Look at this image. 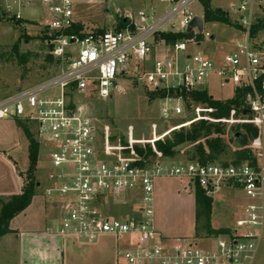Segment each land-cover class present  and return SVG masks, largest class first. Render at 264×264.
<instances>
[{"label": "built area", "instance_id": "1", "mask_svg": "<svg viewBox=\"0 0 264 264\" xmlns=\"http://www.w3.org/2000/svg\"><path fill=\"white\" fill-rule=\"evenodd\" d=\"M85 1L0 0V16L15 19L22 18L23 7L40 5L41 29L52 34L50 51L60 60L53 76L0 99V119L28 117L36 125L37 141L47 149L50 166L42 193L59 211L52 230L85 241L107 233L135 237L133 246L121 251L126 264H254L264 232V45L250 40L249 22L244 42L221 58L192 52L193 45L211 36L203 28L193 32L197 29L193 27L189 36L169 44L156 38L160 32L186 33L194 17L188 7L196 0H134L136 5L114 10L123 26L108 29L89 27L75 17L78 3ZM239 2L238 9H244L247 0ZM75 26L80 28L74 31ZM157 47L163 50L159 58L154 55ZM124 77L176 93L207 88L215 78L220 87L230 85L232 95L242 92L241 119H234L235 109L228 118L214 119L209 115L212 108L196 104L191 110L196 116L166 130L169 134L201 118L253 124L257 136L247 146L253 160L175 164L163 161L165 157L153 147L155 140L164 137L103 141L82 103L87 98L111 97L121 90L118 80ZM179 102L183 104L181 95L163 97L161 118L180 114ZM147 143L156 159L142 164L136 146ZM160 176H176L185 187L199 185L209 196L221 183H231L242 192L239 217L229 231L201 242L161 235L154 225V188ZM125 203L136 206L138 215L111 212L112 206Z\"/></svg>", "mask_w": 264, "mask_h": 264}, {"label": "rangeland", "instance_id": "2", "mask_svg": "<svg viewBox=\"0 0 264 264\" xmlns=\"http://www.w3.org/2000/svg\"><path fill=\"white\" fill-rule=\"evenodd\" d=\"M208 1L212 8L217 7L226 11L233 23L229 25L218 21H204L203 31L214 37L211 38L210 36L209 38L206 36L198 45H193L191 47L193 53L203 54L208 51L209 56L221 58L227 51L233 49L236 43L244 42L246 23L249 22L252 25L258 19H264L262 9L264 8V0L253 1V3L251 0H247L245 8L241 10L238 9L239 0ZM136 4L134 0H86L78 3L75 17L89 27L98 25L104 29L113 28L117 23L115 8H128ZM232 5H235V7ZM188 9L194 16L203 18L201 0L191 3ZM19 12L23 20L26 21L23 25L22 23L17 24L16 19L11 15L0 16V99L12 94L17 86L21 88L35 84L56 73L54 72L55 67L44 59L48 46L41 35L43 17L34 8L24 7ZM193 32H197V29H194ZM24 35H28L29 38L26 40ZM249 38L258 45H264V28L260 29L255 37ZM24 55L27 57L26 61L21 62L20 58ZM154 55L158 58L161 57L163 50L157 48ZM118 82L121 90L113 93L111 97L105 99L87 98L82 103L87 115L93 119L95 130L101 135L103 141L112 144L114 140L119 138L121 141L125 139L126 141L144 142L156 137H165L168 135L166 129L170 128V125L182 123L181 120L196 116L194 111L187 110L184 103L179 102L183 107V111L172 118L163 119L160 115V105L163 97H152L149 93L154 89L152 86L147 87L143 82L136 83L127 77L119 79ZM201 89L207 90L213 98L219 100L234 96L230 85L220 87L215 78L212 79L207 88ZM166 96L169 95L166 94ZM234 117V119L242 118L238 112ZM230 121H224L226 136L229 139L227 142L228 154L222 155L219 163L224 161L230 163L232 151L239 148L238 142L233 137L236 125L250 124ZM250 125L255 127L253 124ZM28 126L34 139H36L33 122L30 121ZM107 126H109L111 132L107 130ZM253 138L248 139L246 146L252 145ZM20 142L19 153L22 154V157L19 167L22 168V165L26 162V140L21 139ZM178 149V153L173 158L166 157L162 160H169L175 164L185 162L184 147H178ZM49 166L50 160L47 151L39 143L38 163L35 170V179L41 185L36 188V193L39 195H41L43 178L45 179ZM178 179L176 176H160L155 180L156 188H158L156 192L154 189L155 221L171 236H182L191 239L194 235V188L181 191ZM230 186L232 187L229 182L221 183L220 188L214 191L211 196L210 221L215 228L221 225L229 227V220H231L229 211L233 207L234 199L243 198L242 192L228 189ZM223 192L226 193L224 196L222 195ZM2 200L5 201V198ZM2 200L0 201V207ZM122 210L129 211L130 209L123 208ZM222 210L226 212V215ZM116 211H120V209ZM201 236L203 235L201 234ZM254 264H264V236L258 244Z\"/></svg>", "mask_w": 264, "mask_h": 264}, {"label": "trees", "instance_id": "3", "mask_svg": "<svg viewBox=\"0 0 264 264\" xmlns=\"http://www.w3.org/2000/svg\"><path fill=\"white\" fill-rule=\"evenodd\" d=\"M203 4V20L207 22L218 21L229 25H232L228 14L226 11L220 8H212L208 0H201ZM26 21L16 19V23H22ZM123 26L122 20H119L116 28ZM80 26H75L74 31H77ZM264 28V19H258L256 22L249 26V36L251 38L255 37L260 29ZM41 35L44 38L48 46L47 54L44 59H46L51 66L55 67L54 72H56L60 65V60L58 57L53 56L50 51L49 39L52 34L42 30ZM189 33L185 32H160L156 34V38H162L167 44L173 43L177 39L185 36H189ZM27 40L28 35H24ZM26 55L20 58L21 62L26 61ZM152 97H165L166 94L169 96H179L183 98L184 106L187 110L191 111L192 107L196 104L212 108V112L209 115L214 119L228 118L231 109H235V112L240 114L243 113L244 108V94L242 92L234 93V96L229 97L224 100H219L213 98L207 90H191L177 93L170 89L166 92L165 89H154L149 91ZM188 119L181 120L182 122ZM17 126L22 130L24 135L28 140V167L24 172L23 179L24 183L21 191L16 194L9 195L5 197V201L2 200V205L0 207V236L3 235L8 230L9 220L24 210L29 203L33 195L36 193V188L38 186V181L35 179V170L38 160L39 153V143L32 132L29 129V122L25 119L16 118ZM176 125V124H173ZM170 125L169 127L173 126ZM224 122L217 120H206L198 119L192 121L188 126H181L173 129L167 136L163 139H157L153 142V147L161 153L163 157L173 158L179 151L178 147H184V152L186 154L185 162L196 161L201 164L208 162L220 161L222 155H227L228 148V137L226 136ZM257 130L250 124H237L234 128L233 137L239 144V148L232 151L231 161L232 164H239L246 161H252L254 158L253 152L248 148V139L255 137ZM226 137V139H225ZM152 145L147 143L144 147L136 146V151L142 157V164H151L154 162L156 157ZM223 164H228L226 161ZM194 235L195 237H200V235L213 236L219 233L229 231V228L220 227L213 228L210 223L211 214V197L206 194V192L199 186L194 187Z\"/></svg>", "mask_w": 264, "mask_h": 264}, {"label": "crops", "instance_id": "4", "mask_svg": "<svg viewBox=\"0 0 264 264\" xmlns=\"http://www.w3.org/2000/svg\"><path fill=\"white\" fill-rule=\"evenodd\" d=\"M27 8L36 9L41 16L43 14L40 5H32ZM262 9L264 11V8ZM21 19L23 20V18ZM206 53L210 55L208 51ZM19 88L17 86L15 91ZM16 118L25 119L28 122L32 121L28 117H7L0 119V199L21 191L24 183L23 175L29 163L28 140L22 130L17 126ZM32 122L36 136V125L34 121ZM21 139L26 140V162L22 165V168L19 167L22 157V154L19 153ZM42 147L44 146L42 145ZM44 149L47 151L45 147ZM178 180L181 191L194 188L185 187L180 179ZM44 181L45 179L43 178ZM40 186L38 182L37 187ZM154 189L155 192L158 189L156 188V184ZM228 189L240 191L231 186ZM225 194L224 192L222 193L223 196ZM35 197L38 198L36 199ZM194 202L195 198L193 193V204ZM242 204V198L234 199L233 207L229 211L231 215V220H229L230 224L229 227L225 228H231L233 226L234 218L240 215ZM135 207L129 203L116 204L110 210L119 216H135L138 215ZM123 208H129L130 210L125 211L122 210ZM118 209L120 211H116ZM224 213L226 215V212ZM58 217L59 211L45 199L42 191L41 195L35 193L29 205L9 220L8 230L0 236V264H126L121 251L132 247L136 240L135 237L126 236L119 238L107 233L99 235L91 241L81 240L72 235L55 233L52 228L57 224ZM154 225L161 235L165 237H177L171 236L156 224L155 198ZM212 227L215 228L214 226ZM220 227L224 226L221 225L216 228ZM192 237L199 239V242H201L206 239L207 235L201 237H195L193 235Z\"/></svg>", "mask_w": 264, "mask_h": 264}, {"label": "water", "instance_id": "5", "mask_svg": "<svg viewBox=\"0 0 264 264\" xmlns=\"http://www.w3.org/2000/svg\"><path fill=\"white\" fill-rule=\"evenodd\" d=\"M193 27H196L198 31H201L203 28V18L194 16L187 26L186 33L190 32ZM213 37L214 36L212 35L211 38Z\"/></svg>", "mask_w": 264, "mask_h": 264}]
</instances>
